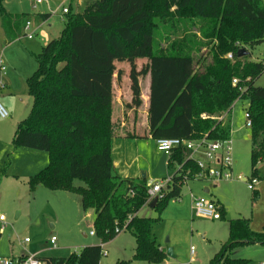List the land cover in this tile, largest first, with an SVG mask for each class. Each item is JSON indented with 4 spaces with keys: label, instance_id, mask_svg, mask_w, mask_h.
I'll return each mask as SVG.
<instances>
[{
    "label": "trees",
    "instance_id": "trees-1",
    "mask_svg": "<svg viewBox=\"0 0 264 264\" xmlns=\"http://www.w3.org/2000/svg\"><path fill=\"white\" fill-rule=\"evenodd\" d=\"M5 2L0 0V20L7 40L13 42L26 36L29 14H10ZM66 15L61 36L35 55L38 69L27 80L30 113L18 123L13 138L15 148L49 156V165L28 179L29 190L43 186L79 195L84 219L91 218L94 233L102 241L127 231L136 241L134 260L163 264L167 255L154 232L160 218L138 215L152 202L147 181L111 172L110 141L119 134L120 124L113 118L116 63L131 65L136 110L144 106L139 78L148 75L150 79L147 131L141 136L127 127L129 138L227 140L232 133L227 119L232 106L236 100L247 101L252 119L249 179L264 180L258 167L264 162V86L256 84L264 73V62L248 60L250 53L239 57L240 49L249 51L264 41V0H95L83 11L69 9ZM166 16L196 18L202 32L196 57L193 48H180L177 42L154 52L155 20ZM139 60H146L140 70ZM186 154L180 148L170 156L173 180L158 197L154 209L160 213L170 199L181 197L187 170L198 171ZM77 180L84 186H77ZM252 192L255 201L259 193ZM224 211L220 208L222 216ZM250 222L244 216L228 220L229 238L209 264L251 262L235 257L240 246L264 245V228L255 231ZM102 258L103 247L91 245L68 257L45 260L48 264H100Z\"/></svg>",
    "mask_w": 264,
    "mask_h": 264
},
{
    "label": "rangeland",
    "instance_id": "rangeland-1",
    "mask_svg": "<svg viewBox=\"0 0 264 264\" xmlns=\"http://www.w3.org/2000/svg\"><path fill=\"white\" fill-rule=\"evenodd\" d=\"M36 1L7 0L5 7L13 15L29 14L34 25L43 23L39 33L35 36V39H38L47 32L53 33V38L60 37L67 21L64 9L81 12L95 0H43L42 3ZM46 13H49L50 17L48 20H43L41 14ZM155 22L157 28L154 52L162 47L169 49L177 42V44L181 43L180 48H193L192 54L196 57V41L202 40V32L198 26L196 27V18L175 17V19H171L170 16H166L157 18ZM1 34L0 30V41ZM29 41L31 40L28 37H24L19 43L24 45ZM204 50L202 49V51ZM249 53L248 60L264 62V41L249 49ZM144 63L146 60H139L137 62L138 69ZM130 70L129 61L116 63L115 76L118 87L116 98L121 96L120 99L124 105L131 101L132 78ZM139 80L145 93L149 86V76L140 77ZM256 84L264 86V73ZM10 100L16 104L9 101L8 105L4 100H0L10 115L8 118H0V215H4L6 219L4 229L0 222V256L39 254L42 258L68 257L73 253H79L87 246L85 244L88 246H91L89 244H101L102 240L97 235H90L91 231L94 232L93 221L91 218L84 219L79 195L63 190H50L43 186L38 187L35 192H31L27 181L20 178L30 170L29 164L43 166L42 169L46 168L49 165V156L44 151L14 147L15 130L18 123L29 115L32 99L27 94H20ZM247 103L244 100L235 101L227 119L229 122L231 121L232 128L231 140L233 141L235 175L251 178V127L246 126L245 117ZM124 105L119 107V113L115 116L120 123V132L122 133V130L124 132L125 128L133 125L134 122L138 131H140L139 129L142 131L146 124V105L138 111L134 110L132 102L129 106ZM137 141L145 149H150L152 144L155 145L152 139ZM116 145L117 147L114 148L116 161L132 162L135 172L144 171V162L141 160L133 162L139 150L137 144L130 142L124 144L122 141H117ZM146 152L148 154V151ZM258 167L261 175L264 176V162H261ZM192 183L198 184L200 187L211 185L202 180L185 183L181 197L170 199L161 213L156 209L148 212L152 218H160L154 229L158 240L167 248H176L180 252L179 254L173 252L174 256L179 255V257L172 259L167 264H190L192 250L196 260L192 264H209L210 259L220 251L221 245L228 239L227 222L231 218L243 215L251 219L252 229L257 222L264 223L259 220L264 219V185H262L264 180H261L256 187L259 197L255 201L247 182L241 180H235L233 183L220 182L218 187L212 190V198L219 199L225 207L220 222H213L193 214L191 192L189 191ZM76 185L84 186V183L77 180ZM143 214L148 215L147 212ZM84 233L87 234V237H84ZM53 236L57 238L56 248L50 243ZM126 237H130V235H126ZM26 238L30 240L28 243L25 242ZM102 246L104 251L108 250L107 246ZM126 253L128 258L130 256L128 247ZM236 257L250 260L249 264H264V245L240 246L236 250ZM102 264H115L111 254L103 255ZM133 264L141 263L134 262Z\"/></svg>",
    "mask_w": 264,
    "mask_h": 264
},
{
    "label": "crops",
    "instance_id": "crops-1",
    "mask_svg": "<svg viewBox=\"0 0 264 264\" xmlns=\"http://www.w3.org/2000/svg\"><path fill=\"white\" fill-rule=\"evenodd\" d=\"M5 4H6V2H5ZM70 10H72V9H70ZM72 11L73 12H79L78 10H76V11L72 10ZM10 14H12V13H10ZM41 17L43 18V20H48L49 17H50V14L49 13L41 14ZM29 20L31 21V24H32L31 25V31H34L35 35H34L33 38H29V40H31V41H29L27 44H24V45L19 43V41H21L24 37H27V36H22L19 39L13 41V42H9L7 40L6 35L4 33V30L2 28L1 20H0V30L2 32L1 41H0V45H1L0 56H2L4 58V61L8 65L7 73L2 76V80L4 82V87H0V100H4L5 103H7L8 105H9V101H11L10 103H13L14 105L16 104L13 100H10L12 97H17L20 94L29 95L28 94V90H27V80L38 69V62H37V60L35 58V55L40 53L42 48L45 45H47L51 40L55 39V38H53L54 34L51 33V32H47L42 37H39L38 39H35V36L39 33L43 23H40V24L36 23V25H34L32 19L29 18ZM140 69L141 68H139L138 70H140ZM114 89H115V97H114V102H113V104H114L113 118L118 121V119L115 116L117 115V113H119V111H118L119 107L120 106L123 107L124 104L122 102V99H120L121 96H118V98H116V91H117V94H118V87L116 85V76H115V79H114ZM142 98L144 100V105H146V113H147L148 105H149V102H150V79H149L148 90L145 93H144L143 87H142ZM236 101L238 102L240 100H236ZM131 102H132V95H131V101L126 102L125 105L129 106V104H131ZM233 106H232V109H233ZM247 107H248V103H247V106H246L245 109H247ZM232 109L230 110V113H231ZM123 110H124V108H123ZM134 110H136V109L134 108ZM136 111H138V110H136ZM224 118H225V115H224ZM147 121H148V118L146 117V124H147ZM146 124H145L144 129H142V131H141V129H139L140 131H138V128L136 127V123L135 122L133 123V125L129 126V129H133L134 128V131H136V133L138 135L143 136V134L147 131V125ZM123 125H125V124L123 123ZM250 138H251V135H250ZM143 139H145V140L152 139L153 143L155 145L152 144L151 145L152 147H150V149H145L144 147L139 145L138 141H137V140H143ZM117 141H122V142H124V144L130 142L131 144H137L139 146L138 147L139 150L137 151V154H136L133 162L134 161H140V160H141V162H144L143 169H144L145 172L143 170L135 172L134 171V167L132 166V162L127 163L126 161H124L123 163H121L120 161H116L115 160V158H114V148L117 147V145H116ZM110 146H111V158H112V169H111V172H112V175H114V176H119V177L124 178V179H131V180H136V181H138V180H146L147 183L150 184V183H155V182H158V181H163L168 176L172 175L173 172H174L168 166V162H169L170 156L167 153H165L163 151H159L157 149L156 140H154L150 135L148 137L129 138V137L126 136V132L125 131L123 132V130H122V133H121L120 130H119V134L115 135L111 139ZM146 151H148V154H147ZM29 166H30V170L25 172L26 174L20 176V178H23L24 180H26L27 183H28V179L31 176H33L36 173H38V171L40 169H42V167H43V166H37V165L35 166V165H31V164H29ZM140 173H141V175H140ZM233 173L235 174L234 166H233ZM235 180H232V181H221V182H226V183H230L231 182V183H233V182H235ZM196 181H201V180H196ZM196 181H192V182H196ZM260 181L261 180L257 181L254 189H256V187L260 183ZM189 182H191V181H189ZM207 182H209V184H211V185L201 186L200 187V186H198V184L192 183L190 185V188H189V191L191 192L190 193V197H191V194H195L197 196H204L206 198H209V199L215 201L219 205V207L221 209L222 208L225 209L224 205L220 202L219 199L218 200H214L212 198V193H213L212 190L216 189L220 182H213V181H207ZM262 185H264V184H262ZM199 187H200V189H199ZM251 190H253V189H251ZM262 190H263V188H262ZM182 191H183V186H182ZM198 191L199 192L201 191V192L199 193ZM181 194H182V192H181ZM153 209L154 208L151 207L150 204H148V205L143 207L138 212V215L151 217L150 214H148V212L149 211L151 212V210H153ZM191 210H192V204H191ZM146 212H147L148 215L143 214V213H146ZM240 216H243V215H239L237 217H240ZM222 217H221V219H222ZM237 217H235V218H237ZM221 219L212 220V221L213 222H220ZM231 219H233V218H231ZM259 220L260 221H264V219H259ZM2 225H3V223H2ZM263 226H264V223L260 224L259 222H257L255 227H253V229L256 230V231H259V230H261L263 228ZM227 229H228V238H229L228 222H227ZM91 233H92V231L90 232L91 236H96L95 233L94 234H91ZM83 235H84V237H87L86 233H84ZM126 235H130V237H126ZM156 239L159 242L161 248L166 253L167 246H164L158 240L157 237H156ZM26 243H28V242H26ZM223 244H224V242H223ZM253 244H257V243H253ZM85 245L88 246V244H85ZM89 245H92V244H89ZM93 245H101V246L105 245V246H107L108 247V250H106L107 251V255L109 256L111 254L112 261L113 262L115 261V264L118 261H122V260L131 261V264H133L134 262H138V263H141V264H147L146 262L134 260V252H135V247H136V241H135L134 237L127 231H123V232L119 233L114 239H112L110 241H107V242L101 241V244H93ZM222 245H221V247H222ZM117 246H118V248H117ZM127 247L130 250V254H128L130 256H128V258L126 256L127 253L125 254V252L127 251ZM173 252L177 253V254L180 253L178 250H176V248L173 249ZM193 252L194 251H192V253H191L192 255H191L190 260H189L190 264L195 263V261H196L194 259V253ZM35 255L40 257L39 254H35ZM26 256H28V255H23V256H13L12 255V256H0V257L24 258ZM178 257H179V255H176V256L172 257L170 260H167V257H166V259H165L163 264H167L172 259H175V258H178ZM235 257H236V254H235ZM40 258H42V257H40ZM43 259H45V258H43ZM100 264H102V260H101Z\"/></svg>",
    "mask_w": 264,
    "mask_h": 264
},
{
    "label": "built area",
    "instance_id": "built-area-1",
    "mask_svg": "<svg viewBox=\"0 0 264 264\" xmlns=\"http://www.w3.org/2000/svg\"><path fill=\"white\" fill-rule=\"evenodd\" d=\"M43 0H37V3H41ZM69 9L65 8L64 13H68ZM31 21H27L25 24V33L28 38H33L34 31H31ZM231 58L232 56L229 55ZM8 71V65L4 61V58L0 56V87H4L2 76ZM237 79H234V83H237ZM226 115V114H225ZM10 115L8 110L0 102V118H8ZM246 126H252V119L249 112H245ZM224 118V115L220 117V120ZM157 149L172 156L175 150L184 148L186 150V159H191L197 165L198 171L188 169L185 173L184 183L189 181H232L242 180L247 182L250 189H254L257 183V179H249L242 175H235L233 173V141L231 138L227 140H211L207 137H203L199 140H187L181 138H162L156 140ZM182 166H178L177 171ZM173 174L168 176L163 181L148 184L149 201H153L154 198H158L164 189L172 183ZM191 204L193 214L200 218L209 220H219L222 215L219 205L204 196H197L191 194ZM5 217L0 215V221L3 223L2 229L5 228ZM91 234H94L92 232ZM29 238L25 239V242H29ZM50 243L54 248L57 247V238L53 236ZM193 251V250H192ZM103 255H107V251L103 249ZM0 264H48V262L38 257L37 255H28L24 258L13 257H0Z\"/></svg>",
    "mask_w": 264,
    "mask_h": 264
},
{
    "label": "water",
    "instance_id": "water-1",
    "mask_svg": "<svg viewBox=\"0 0 264 264\" xmlns=\"http://www.w3.org/2000/svg\"><path fill=\"white\" fill-rule=\"evenodd\" d=\"M249 54V51L246 50V49H240L239 51V57H243V56H246ZM158 202V198H154L153 201L151 202V207L155 208L156 204ZM166 255H167V260H170L172 257H174V254H173V249L171 248H167V251H166Z\"/></svg>",
    "mask_w": 264,
    "mask_h": 264
}]
</instances>
